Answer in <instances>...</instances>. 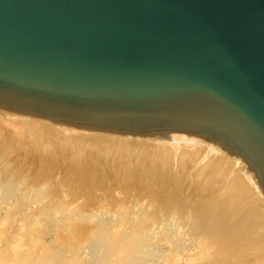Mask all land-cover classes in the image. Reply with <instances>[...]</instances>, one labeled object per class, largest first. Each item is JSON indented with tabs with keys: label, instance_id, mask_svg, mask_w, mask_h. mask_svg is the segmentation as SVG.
<instances>
[{
	"label": "water",
	"instance_id": "obj_1",
	"mask_svg": "<svg viewBox=\"0 0 264 264\" xmlns=\"http://www.w3.org/2000/svg\"><path fill=\"white\" fill-rule=\"evenodd\" d=\"M0 115L212 143L264 198V0H0Z\"/></svg>",
	"mask_w": 264,
	"mask_h": 264
},
{
	"label": "bare ground",
	"instance_id": "obj_2",
	"mask_svg": "<svg viewBox=\"0 0 264 264\" xmlns=\"http://www.w3.org/2000/svg\"><path fill=\"white\" fill-rule=\"evenodd\" d=\"M0 189L21 206L31 200L28 215L59 224L63 245L79 253L104 241L92 240L99 229L90 222L104 218L119 229L106 253L121 248L126 230L149 239L144 249L153 239L180 245L183 232L189 264H264V198L244 162L212 143L0 115Z\"/></svg>",
	"mask_w": 264,
	"mask_h": 264
},
{
	"label": "rangeland",
	"instance_id": "obj_3",
	"mask_svg": "<svg viewBox=\"0 0 264 264\" xmlns=\"http://www.w3.org/2000/svg\"><path fill=\"white\" fill-rule=\"evenodd\" d=\"M15 195L2 199L0 194V264H108V258L110 264H189L191 251L188 253V235L183 232L180 236L174 234L178 236L180 245H175V241L160 243L153 239V247L144 249L141 248L142 243L149 242V239L130 235L126 230V236L120 238L123 239L119 244L121 248H110L106 253L109 241L119 240V229L113 225L114 221L104 218L90 221L99 229L97 233H92V240L106 235L99 246L91 244L82 254L69 250L61 241L66 235L60 231L59 224L53 221L51 224L47 221L48 217H44L43 221L40 217L32 218L28 213L36 205L30 200V205L27 202L28 205L21 206L16 202L18 194Z\"/></svg>",
	"mask_w": 264,
	"mask_h": 264
}]
</instances>
